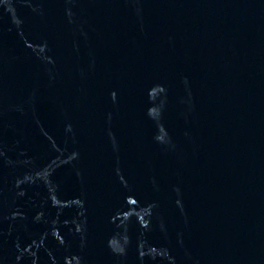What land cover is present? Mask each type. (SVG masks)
Wrapping results in <instances>:
<instances>
[{"label":"water","instance_id":"95a60500","mask_svg":"<svg viewBox=\"0 0 264 264\" xmlns=\"http://www.w3.org/2000/svg\"><path fill=\"white\" fill-rule=\"evenodd\" d=\"M0 264H264V0H0Z\"/></svg>","mask_w":264,"mask_h":264}]
</instances>
